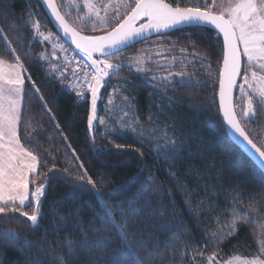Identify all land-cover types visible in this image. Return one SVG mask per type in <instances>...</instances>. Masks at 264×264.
Segmentation results:
<instances>
[{"label": "snow or ice", "instance_id": "6c2138e0", "mask_svg": "<svg viewBox=\"0 0 264 264\" xmlns=\"http://www.w3.org/2000/svg\"><path fill=\"white\" fill-rule=\"evenodd\" d=\"M42 3L51 10V15L55 18L62 37H54L52 33L45 34L41 29V22L35 20L38 13H34L29 6L27 18L21 16L19 23H11L7 28L0 27V214L8 215L19 213L26 217L30 222L31 228H38L43 219L42 203L46 195L47 187L53 180L60 179L65 182L70 189L66 194L67 199L73 201L67 209H54L53 216L55 221L52 232L58 234L60 230L71 228L73 231L66 232L64 240L56 241L61 248L56 252L55 248L46 239L48 230L44 233V238L39 242L31 241L27 236L23 237V245L31 249L36 248L34 254H30L23 262L17 264H156L161 259L160 244L165 245V249L175 247L170 241L181 240L182 237L190 236L187 229V221L184 219V212L190 215L197 213L193 219L199 225L204 219L215 214L212 209L217 206V202L211 197L217 195L221 189L214 188L211 192H205L198 204H193L190 199L184 200V210H178L177 203L172 196L170 188L165 189L158 184L155 179L145 181L137 190L128 197L120 198L118 201L107 199V193H102L97 187L96 182L88 175L82 163L78 164L77 170L70 172L68 167L63 169L65 175L61 176L56 169L55 162L43 173V179L37 182L35 177L38 166L46 167L40 157L50 156L40 152V138L49 136L43 127V122L33 121L30 114L25 117L26 106L24 100L27 93L31 90L36 96L43 116L49 121H56V116L37 82L32 80L31 75H25L28 69L22 55L27 57L29 52L21 50V44L25 41L19 37L21 33L33 30L36 35L42 38L43 42H53L59 44L64 37L75 46L83 56L90 62L84 65L79 72L73 70L72 79L80 82L79 87L72 84L71 90L81 103L90 102V112L87 116V125L90 133L94 129L98 130L105 121L97 116V102L103 98L101 89L106 86L107 80L113 75L119 74L125 67L129 75H136L143 79L154 91L161 93L168 99H175L169 96L179 88L188 86L196 87L200 81L187 71V65L191 63L187 56L186 48L178 49L175 42H171V47L165 51H179L182 56H173L171 62L163 65V75L153 72L151 68L145 67L146 60L142 53L148 49H143L134 57L121 58L124 50L135 43L147 41L151 35L157 34L161 37L167 36L168 30L183 28L203 29L211 26V29L222 36L223 49L220 53L223 57L222 69L219 71V101L222 112V121L232 130L239 140L250 148L264 164V137L261 143L254 142L250 138L251 134L247 130L248 121L257 118V114H264V0H226L219 6L216 0L212 4H194L191 7H182L176 0H120V3L112 7L104 5V15L100 14L96 4L92 0H84L83 8L87 9L85 15H78L79 25L71 26L66 20L67 13L62 15L54 0H42ZM123 9V11H121ZM11 19L16 21L15 15L11 17L8 10H4L3 20ZM2 22V21H0ZM110 29V30H108ZM103 30V34L88 35L82 32L91 31L93 33ZM186 43L193 49L198 45L188 34L184 37ZM168 43L167 39H162L160 45ZM60 47L65 52L63 44ZM115 57L116 61L112 62ZM242 57L244 63L242 65ZM67 59V57H65ZM48 57L45 53H40L36 62H47ZM209 57H196V62L192 63L195 69L198 63L204 67L208 63ZM159 64V61H156ZM173 65L179 66L180 71H174ZM43 71V65H40ZM55 66L50 67L48 75L51 76L55 71ZM204 75L210 77V71H205ZM62 86H67L64 72H60L59 77H52ZM238 78L242 83H238ZM28 80V85L25 84ZM70 84L71 81H68ZM238 89L240 96L245 100L246 106L239 114L231 101V93ZM127 100V97H125ZM31 101L29 100V105ZM193 107L202 106L195 100H189ZM128 107H135V97L128 101ZM160 107V106H157ZM129 117L128 127H121L120 130H109L105 138L111 136L123 137L129 131L135 132L132 127L134 117H130L128 112L124 113ZM151 120V116H149ZM114 123H119L113 121ZM32 131L29 132L28 129ZM55 128L65 141L67 136L63 135L59 123ZM18 130L23 132L24 138L31 144L35 141L32 150L26 148L21 143V136ZM170 129H165L162 135H154L149 132L146 137L143 131L140 132L134 143L139 146L134 147L141 160V167H146L145 155L151 159L162 162H169L167 175L174 180L177 190L185 196H193L195 188L181 184L180 178L176 176V165L184 163V154L194 155L190 150H202L201 145H191L185 142H178L175 133L171 136L167 134ZM49 139L51 137L49 136ZM93 150L104 152L110 149H96L95 136L91 137ZM71 148V144H66ZM117 149H124L125 145L115 144ZM72 155L76 160L75 150ZM53 157V161H54ZM56 169V171H53ZM82 170V171H81ZM186 174L193 177H211L210 168L199 165H191ZM216 183L215 180L212 181ZM197 183L202 187H207L203 179ZM30 184L32 188L30 189ZM87 186H91L90 189ZM91 191L97 199L96 205H89L90 212L85 218L81 215L84 205L77 203V193ZM167 195V202L165 197ZM235 199V197L233 198ZM204 201H207L205 203ZM30 208L31 211H26ZM230 227L224 231L209 233L205 230L202 237L206 239L205 248L212 244L219 247L224 242L225 236L234 235L240 221L246 219L241 217L235 209ZM117 217L119 219H117ZM149 221H152L149 224ZM143 228H150L151 231L145 233ZM160 231L166 239L161 240L152 233ZM0 235L5 239L0 242V248L13 247L20 249L16 242L21 239V233L8 230H0ZM185 247L196 250V245L191 244L190 240H183ZM260 251L264 253V239L260 241ZM202 255V254H201ZM217 253L207 257V264H217ZM224 264H264V259L259 256L250 260H242L233 257L224 261Z\"/></svg>", "mask_w": 264, "mask_h": 264}, {"label": "trees", "instance_id": "16d2710c", "mask_svg": "<svg viewBox=\"0 0 264 264\" xmlns=\"http://www.w3.org/2000/svg\"><path fill=\"white\" fill-rule=\"evenodd\" d=\"M172 2V0H167ZM63 14H66L62 6V0H57ZM182 7H191L194 4H204L203 0H176ZM29 6L34 13L35 20L41 22V30L57 33L45 13L39 0H0V27L7 28L11 23H19V18L23 16L27 18ZM4 10H8L11 17L15 15L18 19L3 20ZM68 14V13H67ZM67 20L75 27L77 24L72 22L68 15ZM88 35H99L91 31L82 32ZM188 34L192 35L193 41L198 47L193 49L186 43L184 39ZM179 48H186L188 55L192 58L193 63L196 57L208 56V63L201 67L198 63L193 69L192 63L189 64L187 71L193 75L200 83L196 87L184 86L179 88L177 92H170L169 96L175 99H168L161 93L153 90L143 79L132 74H128V69L123 68L116 75L117 80L112 78L111 87L115 85L117 90L125 94L130 101L135 97V107L138 118L141 122H152L162 126V130L170 129L169 133H175V137L182 142L194 146L201 145L202 150L196 151L193 148L194 155L184 154V163L177 164L176 176L180 178L181 184L189 185V188H195L196 193L189 197L177 190V185L173 179L167 175V169L171 164L151 159L145 155L146 167H141V160L134 147L139 146L129 137L111 136L105 138L99 130L94 129L92 133L88 130L87 116L90 112V102L81 103L76 96L67 92L61 83L52 77H57L53 71L51 76L48 75L50 69L48 62H36V58L40 53H45L48 49L46 43L41 42L31 28L29 31L23 32L18 38L25 41L21 44V50L30 53L27 57L22 55L25 60V66L31 75L32 80L36 81L41 88V92L45 98L50 101L49 107L52 108L56 121L52 122L41 112L40 104L31 92L28 91L24 100L26 110L25 117L32 114L33 121L43 122V127L47 130L49 136L40 138V152L50 156H41L40 159L46 163V167L38 166L37 175L32 179L37 182L43 179V173H47L55 162L56 169L59 170L61 176L65 167L70 172L77 170L78 164L82 163L88 175L96 182L97 187L102 193H107V199L110 201H118L120 198L128 197L134 193L142 183L147 180L155 179L158 184L165 189L172 190L178 210H184V200L190 199L193 204H198L204 193L211 192L214 188L221 191L211 197L217 202V206L212 209L215 214L204 219L199 225L193 219L197 213L189 214L184 212V219L187 221L186 227L190 230V236L182 237L181 240L170 241L175 247L165 249L163 243L160 244L161 259L163 264H198L201 258L217 253L216 257L228 259L230 257L241 255L243 257H261L264 259V253L260 251V241L264 239V173L232 142L229 138L224 124L222 122L219 105H218V75L222 68L223 42L217 33L207 27L203 29L186 28L175 31L167 35ZM139 43L128 50H125L121 56L127 53H135V50L143 45ZM112 59V58H111ZM115 59V57H113ZM44 70H41L40 65ZM188 66V65H187ZM210 71L211 76L204 75L205 71ZM28 80L25 79L26 86ZM195 100L202 106L193 107L188 103L189 100ZM29 100L31 101L29 105ZM160 106V107H157ZM151 116V120L149 119ZM59 123L60 130L63 135L68 137L65 141L55 128V124ZM32 131L31 128L28 129ZM21 136V143L29 150L33 149L35 141L30 144L25 138L23 132L18 130ZM95 136L96 149H110L104 152L93 150L91 137ZM66 144H71V148H67ZM115 144L125 145L124 149H117ZM72 149L75 150L76 160L72 155ZM53 157L55 158L53 161ZM191 165L204 166L210 168L211 177H193L186 174V170ZM54 169L53 171H56ZM82 171V170H81ZM205 180L207 187L200 186L197 181ZM215 180L216 183L212 181ZM32 186V185H31ZM91 186H87L90 189ZM70 193V189L65 182L60 179L53 180L47 187V192L43 198L42 213L43 219L40 221L38 228H31L30 222L26 217L20 216L19 213L8 215L0 214V230L7 232L21 233V239L16 243L20 245V249L13 247L0 248V264H17L18 261L23 262L26 257L36 252V248L30 249L23 245V237L27 236L31 241L39 242L44 238V233L48 230L46 239L55 248L56 252H60L61 248L56 241H63L66 232L73 229L67 228L59 231L58 234L52 232V226L55 221L53 216L54 209H67L73 204V201L65 198ZM235 197V199H233ZM77 203L84 205L81 215L87 218L90 207L96 205L97 199L91 191L77 193ZM167 202V195L165 197ZM207 203V201H204ZM233 209L246 219H242L234 235L225 236L224 242L217 247L212 244L205 248L206 239L202 237V233L207 230L209 233L219 230L226 231L233 219ZM26 211H31L26 208ZM117 219H119L117 217ZM152 221H149L151 224ZM141 231L148 233L150 228H143ZM153 235L161 240L166 239L165 235L160 232H154ZM187 238L191 244L196 245V250L191 247H185L183 240ZM5 239L0 235V242ZM202 254V255H201ZM160 264V259L156 261Z\"/></svg>", "mask_w": 264, "mask_h": 264}, {"label": "rangeland", "instance_id": "374dc122", "mask_svg": "<svg viewBox=\"0 0 264 264\" xmlns=\"http://www.w3.org/2000/svg\"><path fill=\"white\" fill-rule=\"evenodd\" d=\"M204 3H207L209 5L212 4V0H203ZM222 2H226V0H216V4L219 6ZM92 3L96 4L97 9L100 10V14L104 15L103 6L104 5H111L109 7V11L111 12L112 7H115L120 3V0H92ZM84 0H62V6L64 8V11L68 13L69 18L74 22L75 24L79 25L80 21L77 18L78 15H85L87 12V9L83 8ZM123 11V9H121ZM41 30V29H40ZM110 30V29H108ZM45 34H48L49 32L53 34L54 37H60L57 33L51 32V31H43ZM96 33L102 34L103 30H98ZM36 37L41 41L42 38L36 35ZM162 39H167L168 43L160 45V41ZM171 42H173L172 39L166 36L165 37H156L150 40H147L143 45L139 46L135 53H127L123 57H134L138 53H140L143 49H148L144 51L142 54L145 57H151L150 60H146L145 67H149L152 69L153 72H157L159 75H163V65L166 64V62H171V58L173 56L177 57L178 59L181 58L182 54L177 50L175 52H169L165 51L164 49H168L171 47ZM46 43L48 46V49L46 50L45 54L48 57V65L49 67L55 66L56 70L54 71L56 76L59 77L60 72H64L66 77V85L71 77V73L73 71V66L71 62L65 57H67L70 54H76L79 57H82L88 64L90 63L83 54L69 46L63 39L60 40L59 44H54L53 42H43ZM60 44H63L64 49H67L65 52L61 49ZM178 49H182L177 47ZM184 56H187L188 60L193 63L192 58L188 55V53H184ZM116 58H112V62H115ZM156 61H159V64L156 63ZM191 63H189L191 65ZM188 64V67H190ZM192 67V66H191ZM126 68V67H125ZM174 71H180L181 68L179 66L173 65ZM261 75H264V73H260ZM118 75V74H116ZM113 75L108 82V86L103 89L102 95L103 98L99 100L97 105V116L105 121L103 125H100L98 130L103 134L106 135L109 130H120L121 127H128L129 125V117H125L124 113L128 112L130 117H134L135 119L132 121V127L136 129L135 132L129 131L128 134L123 135L124 137H129L133 141L138 137L141 131H143L144 135L147 137L149 132H152L154 135H162L164 131L162 130V126L152 123V122H146L143 123L139 120L136 107H128V101L130 99L124 94H121L122 92L120 90H117L115 85L111 87V81L112 78L117 80L119 76ZM219 84V83H218ZM219 87V86H218ZM64 89L66 90V86H64ZM74 95V94H73ZM75 96V95H74ZM125 97H127V100H125ZM239 111V109L237 108ZM113 121H117L119 123H114ZM169 136H171L173 133L167 132ZM119 137V136H118ZM176 138V137H175ZM177 139V138H176ZM179 142V140L177 139ZM32 188V186H31ZM207 257L204 256L201 258V261L198 262V264H207ZM233 257H239L242 260H250L254 257H243L241 255H236ZM233 257H230L228 259H224L222 257H216L217 264H224V261L229 260ZM261 258V257H260ZM263 259V258H261Z\"/></svg>", "mask_w": 264, "mask_h": 264}, {"label": "water", "instance_id": "95a60500", "mask_svg": "<svg viewBox=\"0 0 264 264\" xmlns=\"http://www.w3.org/2000/svg\"><path fill=\"white\" fill-rule=\"evenodd\" d=\"M39 2L41 3V5H42V7H43V9H44V11H45V13L47 14V16H48V18H49V20L51 21V23H52V25H53V27H54V29H55V31L57 32V34L60 36V37H62V32L60 31V29H59V27H58V24H57V22L55 21V18L51 15V10L49 9V8H47V6L46 5H44L43 3H42V0H39ZM168 2V1H167ZM54 3H55V5L59 8V11L61 12V14L62 15H64L63 14V12L61 11V9H60V7H59V4H58V2H57V0H54ZM66 18V17H65ZM66 20H67V18H66ZM68 21V20H67ZM69 22V21H68ZM69 24L71 25V26H73L70 22H69ZM207 28H210L211 29V26H206ZM183 29H186V28H183ZM180 30H182V29H180ZM213 30V29H212ZM175 31H178V30H176V29H172V30H168V32H167V35H169V34H171V33H173V32H175ZM215 31V30H214ZM82 34H84V33H82ZM103 34V33H102ZM156 37H161V36H159V35H157V34H153V35H151L150 36V38L148 39V40H150V39H153V38H156ZM217 37H220L221 38V40H222V42H223V39H222V36L221 35H219L218 33H217ZM63 40L69 45V46H71L72 48H74L75 49V46L74 45H71L70 44V42L67 40V38L66 37H64L63 38ZM143 42H145V41H143ZM139 43H142V42H139ZM139 43H135L134 45H132V46H130V47H128V48H126L125 50H128L129 48H131V47H133V46H135V45H137V44H139ZM76 50V49H75ZM124 50V51H125ZM78 51V50H77ZM79 52V51H78ZM242 65H243V63H244V58L242 57ZM222 65H223V61H222ZM222 69V68H221ZM108 82H109V79L107 80V83H106V86L104 87V88H102L101 89V93H102V91H103V89H105L107 86H108ZM238 83H240V79L238 78ZM236 92H237V89H234L233 90V92L231 93V101H232V104H233V106H234V108H235V111H236V106H235V98H236ZM98 102H99V100H98ZM98 102H97V105H98ZM218 105H219V112H220V116H221V119H222V112H221V110H220V101H219V87H218ZM237 112V111H236ZM223 122V121H222ZM223 124H224V127H225V130H226V132H227V134H228V136H229V138L232 140V142L264 173V164H262L261 163V161H260V159L258 158V156L250 149V148H248V147H246L240 140H239V138L237 137V135L232 131V130H230L229 128H228V126L226 125V123H224L223 122ZM251 138V137H250Z\"/></svg>", "mask_w": 264, "mask_h": 264}, {"label": "flooded vegetation", "instance_id": "af4514ba", "mask_svg": "<svg viewBox=\"0 0 264 264\" xmlns=\"http://www.w3.org/2000/svg\"><path fill=\"white\" fill-rule=\"evenodd\" d=\"M240 83L242 81L240 80ZM235 106L237 114L241 112V110L246 106V102L241 98L239 90L237 89L236 98H235ZM239 109V111L237 110ZM247 130L251 134V138L254 139V142L261 143V137H264V114H257V118L251 121H248L246 124Z\"/></svg>", "mask_w": 264, "mask_h": 264}, {"label": "built area", "instance_id": "2783aa9c", "mask_svg": "<svg viewBox=\"0 0 264 264\" xmlns=\"http://www.w3.org/2000/svg\"><path fill=\"white\" fill-rule=\"evenodd\" d=\"M67 58L71 62L73 70H76L77 72H79L84 65L88 64L82 57H79L76 54H70L67 56ZM69 81H71V83H67L66 91L75 95V92L71 90V85L75 84L77 85V87H79L80 82L77 80H73L72 76L70 77Z\"/></svg>", "mask_w": 264, "mask_h": 264}, {"label": "crops", "instance_id": "0c3cea01", "mask_svg": "<svg viewBox=\"0 0 264 264\" xmlns=\"http://www.w3.org/2000/svg\"><path fill=\"white\" fill-rule=\"evenodd\" d=\"M33 177L32 176H30V179H32ZM30 189H31V184H30Z\"/></svg>", "mask_w": 264, "mask_h": 264}]
</instances>
